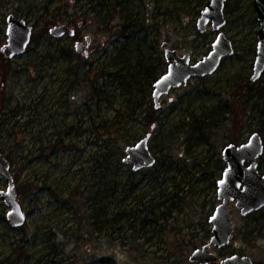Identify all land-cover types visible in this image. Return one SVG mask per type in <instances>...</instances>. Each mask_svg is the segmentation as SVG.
Masks as SVG:
<instances>
[{
  "label": "rangeland",
  "instance_id": "374dc122",
  "mask_svg": "<svg viewBox=\"0 0 264 264\" xmlns=\"http://www.w3.org/2000/svg\"><path fill=\"white\" fill-rule=\"evenodd\" d=\"M207 1L0 0V150L17 192L30 187L18 192L28 215L21 228L9 225L0 199V264H197L189 257L210 241L209 218L221 203L223 149L254 133L264 139V73L251 79L259 28L252 0L226 2L221 31L235 53L155 108L153 83L168 68L162 43L194 63L213 49L220 31L197 30ZM46 14L56 19L45 22ZM61 14L73 16L75 37L50 34L67 24ZM9 15L35 28L34 42L14 59L1 52ZM127 16L136 23L124 30ZM86 36L88 57L75 49ZM149 132L158 163L134 172L123 163L125 149ZM258 163L264 174V154ZM97 197L106 222L95 230L85 219L92 208L85 210ZM130 209L138 221L124 217ZM230 212L235 233L225 253L264 264V211L244 217L232 203Z\"/></svg>",
  "mask_w": 264,
  "mask_h": 264
},
{
  "label": "water",
  "instance_id": "95a60500",
  "mask_svg": "<svg viewBox=\"0 0 264 264\" xmlns=\"http://www.w3.org/2000/svg\"><path fill=\"white\" fill-rule=\"evenodd\" d=\"M227 0H208L197 20V30L203 34L211 25L214 31H220L213 43L210 53L198 62H193L188 54L181 55L172 48L169 42H163L167 71L153 84L152 97L155 108L162 105L161 99L172 89L186 86L193 78H204L214 75L223 60L235 53L231 39L221 31L227 25L225 7ZM256 18L260 24L257 32L258 42L256 58L253 66L252 81L259 80L264 73V0H254ZM6 44L1 48L3 54L8 53L11 59L25 54L32 44L35 28L25 19L9 15L6 19ZM55 38L75 37L76 30L69 25H57L50 29ZM92 37L86 36L85 42H77L76 52L88 57ZM152 133L149 132L135 145L125 149L123 162L132 167L134 172L152 168L157 165V158L150 149ZM264 154V139L254 133L247 142L226 145L222 157L226 163L222 177L217 181V194L221 203L209 218L212 225V236L205 246L196 249L189 260L191 263L210 264L217 260V255L210 252L212 245L222 248L230 245L235 232L230 206L235 203L241 215L247 217L264 209V174L259 170L258 159ZM0 179L7 183L5 190H0V198L9 208L7 220L12 228H21L27 222L25 207L17 195L16 181L10 161L0 150ZM219 264H254L249 256L233 255Z\"/></svg>",
  "mask_w": 264,
  "mask_h": 264
},
{
  "label": "trees",
  "instance_id": "16d2710c",
  "mask_svg": "<svg viewBox=\"0 0 264 264\" xmlns=\"http://www.w3.org/2000/svg\"><path fill=\"white\" fill-rule=\"evenodd\" d=\"M117 5H118V2H116L115 4H114V7L115 8H117ZM95 7H93L92 9H94ZM46 16H47V14H46ZM45 18V17H44ZM53 19H56V17H49V16H47L46 18H45V22H53ZM60 20L63 22V23H67L68 25H72V24H74V21H73V16L72 15H69V16H66V15H62L61 14V17H60ZM124 21H125V25H123L122 27L124 28V30H126V29H128V28H130V26L131 27H133V26H135V24L134 23H136V22H132V21H134V20H131V18L130 17H125V19H124ZM47 29V28H46ZM125 37H126V35H124ZM123 36V37H124ZM32 42H34V36H33V40H32ZM147 68H148V70H147V72H145V75H152L153 74V72H152V67H150V66H148L147 65ZM101 77H109V76H112V73L110 72V73H106V72H101ZM116 75V74H115ZM154 84V83H153ZM145 137V136H144ZM125 157V156H124ZM124 163V162H123ZM157 163H158V160H157ZM125 164V163H124ZM19 190H18V192H19V194L20 195H23V194H29L30 193V187L28 188V185H25V186H21V187H19L18 188ZM102 190L103 189H99V193H102ZM98 193V194H99ZM102 197V196H101ZM103 198V197H102ZM85 205H87V204H84L83 206H82V211H83V209H84V206ZM140 205H142V204H140ZM92 208V209H91ZM102 208H103V206H102V200H99L98 199V197L97 198H94L93 199V202H92V204H91V206H89L88 207V205H87V208H86V212H88V210H90L91 209V214L89 215V216H87V218H85V216L84 217H80V224H83V220H84V218L85 219H87V220H92L93 222H92V226L94 227V229L95 230H97V229H102V225L106 222V221H104V220H100V216H101V212H100V210H102ZM104 209V208H103ZM81 210H77V215H79L80 214V212H81ZM130 211V212H129ZM129 212V213H128ZM126 214L124 215V217L127 219V221L129 222V221H138L137 219H138V216H136L135 215V210L134 209H130V210H127L126 212H125ZM143 213V211H138V213H137V215H139V217H141V214ZM121 215H123L122 213H118V214H116V217L114 218V221H119L120 220V216ZM142 220L144 221L143 222V224H142V227H144V225H145V222H148V220H147V217H143L142 218ZM151 222V221H150Z\"/></svg>",
  "mask_w": 264,
  "mask_h": 264
},
{
  "label": "flooded vegetation",
  "instance_id": "af4514ba",
  "mask_svg": "<svg viewBox=\"0 0 264 264\" xmlns=\"http://www.w3.org/2000/svg\"><path fill=\"white\" fill-rule=\"evenodd\" d=\"M251 8H252V11H253V13H254V21H256V23H257V27H259L260 28V24H259V22L257 21V18H256V9H255V5H254V0H252V5H251ZM259 28L257 29V32H258V30H259ZM258 38V37H257ZM154 129V128H153ZM1 180V179H0ZM3 181V180H2ZM5 182V181H4ZM6 183V182H5ZM7 188V183H6V187L5 188H3V189H0V190H5ZM16 192H17V190H16ZM17 195L19 196V194H18V192H17ZM19 198H20V196H19ZM1 199V198H0ZM21 199V198H20ZM2 200V199H1ZM22 201V200H21ZM2 202L4 203V201L2 200ZM235 204V203H234ZM9 209V208H8ZM9 211V210H8ZM259 211H264V209H261V210H259ZM259 211H257V212H259ZM254 213H256V212H254ZM253 214V213H252ZM251 214V215H252ZM28 216V215H27ZM250 216V215H249ZM235 233V232H234ZM233 236H234V234H233ZM232 239H233V237H232ZM206 244H208V243H206ZM206 244H204L203 246H205ZM202 246V247H203ZM228 246H230V245H228ZM228 246H226V247H222V248H218V247H216V246H214V245H212L211 247H210V252L211 253H214V254H216L217 255V260L214 262V263H210V264H219V263H221L223 260H225V259H227V258H229V257H231V256H233V255H236V254H238V253H236V252H228V253H225V251H226V248L228 247ZM238 255H241V254H238ZM243 256H247V255H243ZM198 264V263H197ZM254 264H255V262H254Z\"/></svg>",
  "mask_w": 264,
  "mask_h": 264
}]
</instances>
